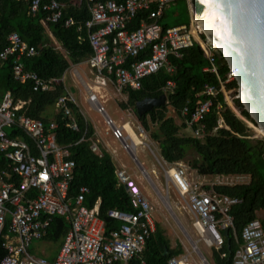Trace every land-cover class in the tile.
I'll use <instances>...</instances> for the list:
<instances>
[{
    "label": "built area",
    "instance_id": "1",
    "mask_svg": "<svg viewBox=\"0 0 264 264\" xmlns=\"http://www.w3.org/2000/svg\"><path fill=\"white\" fill-rule=\"evenodd\" d=\"M88 5L90 19L83 25L92 55L86 65L99 79L114 84L116 93L138 91L141 81L159 70L172 73L170 58L179 59L182 52L198 45L207 61L204 72L216 77L218 87L205 85L201 93L206 99L191 110L186 103L180 115L195 138L204 134L202 124L211 108V98L222 93L224 84L234 80L228 71L224 83L218 76V55L213 45L204 37L195 13L187 1L190 14L188 24L164 27L161 20L165 9L177 0H83ZM47 14L44 23H57L63 6L56 0H31L29 13L39 10ZM144 15L136 29H129L134 20ZM73 25L71 19L64 26ZM80 29V28H79ZM7 46L0 51V68L11 62V74L19 84L31 83L33 92H47L61 79L45 81L34 72L24 70L23 58L36 54L33 47L12 33ZM148 52V56L138 59ZM104 84V81L102 82ZM65 88V87H64ZM174 83L168 81L162 89L165 96L172 94ZM86 102L102 117L111 139L127 154H135L143 146L157 160L145 143L146 131L140 124L125 127L117 125L103 109L96 92L86 88ZM69 103L75 104L66 91L58 98L55 110L69 119L68 128L77 131L71 117ZM24 103L15 104L10 93L0 95V155L9 163V173L0 172V242L5 252L0 264H145L143 251L155 230L149 199L140 187L122 170H116L119 184L124 185L132 212L108 211L107 217L118 222L119 227L104 234V223L98 215V202L88 209L84 206L89 194L81 187L73 199L67 198L74 162L69 159L68 147L56 143V124L45 125L19 112ZM246 122V121H245ZM220 124L222 121L220 120ZM7 130L22 132L30 142L11 138ZM215 131V130H214ZM133 134L140 145L132 147ZM96 133L89 139V150L102 157L104 151L96 140ZM86 131L78 143L86 142ZM77 143V144H78ZM162 162L164 192L173 189L179 204L190 214L192 228L199 241L207 248L218 250L223 246V231L233 228L230 211L241 200L218 194L215 187H235L249 183L246 175L201 176L190 174L180 163ZM14 176L18 181H13ZM53 217H62L69 229L53 261L30 253V246L46 236ZM241 246L235 251L232 264H264V226L259 220L249 222L241 232ZM195 254V253H193ZM196 255V254H195ZM197 256V255H196ZM191 255L170 258L167 264H204Z\"/></svg>",
    "mask_w": 264,
    "mask_h": 264
},
{
    "label": "trees",
    "instance_id": "2",
    "mask_svg": "<svg viewBox=\"0 0 264 264\" xmlns=\"http://www.w3.org/2000/svg\"><path fill=\"white\" fill-rule=\"evenodd\" d=\"M56 1L63 6L61 19L57 23H44L47 14L41 9L33 16L29 13L31 0H0V51L7 46L10 34H18L23 42L36 51L33 57L22 59L24 70L34 72L45 81L61 79L68 69L81 64L92 55L87 31L83 28L90 19L87 3L83 0ZM192 4L196 15H199L202 7L195 1ZM143 18L144 15H139L129 29H136ZM69 19L73 21V25L65 27L64 23ZM147 56L148 52H145L138 59ZM170 65L173 67L172 73L161 69L144 78L140 90L127 91V101L121 103L120 107L124 111L132 109L137 123L157 144L159 157L165 163H183L192 151L195 157L187 162L188 167L201 176H249V183L246 185L214 188L218 194L241 200V204L230 211L233 228L229 229L227 238L223 237V246L218 250L212 249L211 260L208 261L210 264H232L234 253L242 244V229L249 222L258 219V212H264V139H251L252 131L246 122L255 125L254 122L238 99L232 98L229 103L235 108L234 112L222 93L211 98L210 111L202 122V137L179 135L184 124L177 125L175 119L168 116V110L171 109L181 117L180 111L186 103L193 110L198 102L206 99L201 95L205 85L218 87V82L213 74L203 71L207 61L198 45L183 51L179 59L171 57ZM228 71L219 59L218 76L223 83ZM168 81L174 83V89L172 94L166 96V103L138 117L135 103L164 95L162 89ZM224 89L226 93L236 94V82L233 80L225 83ZM5 93H10L15 104L24 103L19 112L21 115L45 125L50 122L56 124V143L61 147H68L69 159L74 162L67 198L73 199L81 187H86L89 194L85 197L84 206L91 209L99 200L98 215L104 223L105 236L118 229L119 223L108 218L107 213L111 210L132 212L128 194L124 185L119 184L116 179L111 157L105 152L102 157L90 152L89 139L93 137L94 130L79 109L74 104L68 105L77 131L68 128L69 119L62 113L53 112L57 99L65 95L63 83L60 82L47 92H33L31 83L22 85L13 80L11 62L8 61L0 68V95ZM85 131L87 141L78 143ZM257 131L264 136L261 129L257 128ZM7 134L11 138L18 137L30 142L20 131L7 130ZM0 172L9 173V163L1 155ZM10 177L13 181H18L14 176ZM260 222L264 226V220ZM68 229L69 224L64 218L53 217L42 241L55 246L58 251ZM226 240L229 241V250L226 248ZM168 245L159 225H155L154 233L143 251L145 264H167L170 258L180 253V250L171 252ZM4 255L0 242V261Z\"/></svg>",
    "mask_w": 264,
    "mask_h": 264
},
{
    "label": "rangeland",
    "instance_id": "3",
    "mask_svg": "<svg viewBox=\"0 0 264 264\" xmlns=\"http://www.w3.org/2000/svg\"><path fill=\"white\" fill-rule=\"evenodd\" d=\"M74 2L78 0H73ZM189 3L192 5L191 0ZM190 21V14L187 8V1L186 0H177L170 4L164 11V16L161 20V25L164 27H172L179 24L188 23ZM77 73H73L74 71ZM85 70L84 67H71L68 69L64 74V84L65 86L70 89L74 96L76 107L79 109L82 116L88 122V124L92 127H95L99 137L109 142L110 151H114V165L120 167V165L124 166V169L132 179H137L141 182L142 187L144 188V194L148 196L150 207H151V215L154 221V225H159L160 229L163 232V235L169 242V250L171 252H175L180 250V253L176 255L177 258H184L188 255L198 261V258L195 254H193V250L187 240L186 235L191 238L199 252L203 255L206 261L210 262L211 260V249H207L200 241L199 237L196 234L195 230L192 228V218L190 214L179 204L178 197L176 196L173 189L168 190V195L166 192H163L164 186V176L162 172V162L160 158L157 156L158 146L155 142H153L150 138L148 133H146L147 141L151 151H153L157 160L150 154L149 150L143 146H139L136 148L135 156L138 163L147 173L151 182L156 184L157 191L163 194L166 198L172 214L167 211L164 207L162 202L159 200L158 195L153 190L151 184L145 179L142 172L140 171L139 167L136 165L134 160L127 154L124 150H122L118 143L114 142L110 135L108 136L107 127L105 126L103 119L100 115H98L85 101L86 97V87L85 84L94 86L91 82H89L83 75V71ZM85 81V83H84ZM101 96V98L99 97ZM100 103L105 110L106 114L117 124L122 125L123 123L131 122L133 125H136V117L132 111V109H127L124 111L121 109L120 104L126 103L127 96L126 95H117L113 94L111 91H103L100 90V95L98 94ZM236 94L233 92L226 93V101L227 103H231V99L235 98ZM56 113V110L53 111ZM130 114V116H129ZM168 116H171L175 119L176 122H180L181 117L177 116L174 111L171 109L168 110ZM247 127L252 131L251 139H264V136L260 135L257 131V127L252 125L249 122H246ZM154 129V127H151ZM181 135V134H180ZM152 145V146H151ZM157 151V153H156ZM195 157V154L190 151L186 157V160L183 163H180L182 167L186 168L187 171L191 174L193 171L188 167L187 162L192 160ZM154 169V174L150 171ZM154 186V185H153ZM258 217H261L260 215ZM178 221V222H177ZM181 228L185 231V234L181 231ZM37 243L38 248H49L48 245L44 242H34L31 246L33 247L34 244ZM53 248V245H50ZM34 250V255L41 256L40 253ZM44 258V257H43ZM208 262V263H209Z\"/></svg>",
    "mask_w": 264,
    "mask_h": 264
},
{
    "label": "water",
    "instance_id": "4",
    "mask_svg": "<svg viewBox=\"0 0 264 264\" xmlns=\"http://www.w3.org/2000/svg\"><path fill=\"white\" fill-rule=\"evenodd\" d=\"M193 1L202 7L201 13L196 15L191 5L204 37L214 46L218 58L233 74L237 85L235 98L240 101L255 126L264 132V0ZM165 103V95L145 98L135 103V113L140 117ZM230 108L236 112L233 106ZM129 155L144 176L146 173L135 155ZM144 177L158 195L150 178L146 175ZM181 231L185 234L182 228ZM222 235L227 238L228 231H223ZM186 237L193 252L204 264H208L196 244ZM226 248L229 250L228 240Z\"/></svg>",
    "mask_w": 264,
    "mask_h": 264
},
{
    "label": "crops",
    "instance_id": "5",
    "mask_svg": "<svg viewBox=\"0 0 264 264\" xmlns=\"http://www.w3.org/2000/svg\"><path fill=\"white\" fill-rule=\"evenodd\" d=\"M187 8H188V4H187ZM189 9V8H188ZM189 11V10H188ZM189 23V22H188ZM188 23H184V24H188ZM179 25H183V24H179ZM179 25H176V26H179ZM173 27V26H172ZM86 61H84V62H82L81 64H79V65H77V67H84L85 68V70H82L83 71V75H84V77L89 81V82H91L94 86H90V85H87V84H85V87L86 88H89L90 90H93L94 92H96L97 93V95L99 94L100 95V90L102 89L103 91H111L113 94H117V95H122V94H118V93H116V90H115V87H114V84L113 83H111L110 81H106V80H104V79H99L98 77H96L95 76V74L94 73H92V71L88 68V66L86 65V63H85ZM74 67V66H73ZM77 73V71L75 70L73 73ZM104 81V84H102V82ZM84 83H85V81H84ZM63 85H64V87H65V89H66V91L73 97V99H74V96H73V94H72V92L70 91V89H68L66 86H65V84H64V75H63ZM127 93L125 92V94L123 93V95H126ZM100 98H101V96H99ZM86 99H87V96L85 97V101H86ZM75 101V100H74ZM87 103V102H86ZM125 111H127V110H125ZM129 116H130V114H129ZM85 119V118H84ZM123 124H127L128 126H131V125H133L131 122H127V123H123ZM136 124H138L137 122H136ZM176 124L177 125H182V124H184L183 126H182V128H181V130H180V132H179V135L181 134V136H188V135H190V134H192L191 133V129L189 128V127H187L186 125H185V123L183 122V119H182V117H181V120H180V122L178 123V122H176ZM93 128V130H94V133H96V140L98 141V143H99V146L101 147V149H103V151L105 152V153H107L110 157H111V160H112V163H113V165H114V160H113V156H114V151H110V146H109V142H107V141H104V140H102L100 137H99V134H98V132H97V130H96V128L95 127H92ZM108 136H109V134H108ZM144 141H146V142H148L147 141V138L145 137V140ZM149 143V142H148ZM150 144V143H149ZM140 145V144H139ZM138 146V145H137ZM152 146V145H151ZM158 151H159V149H158ZM136 152V151H135ZM153 152V151H152ZM156 153H157V151H156ZM135 155V154H134ZM157 156L159 157V152L157 153ZM135 158H136V156H135ZM157 158V157H156ZM160 158V157H159ZM155 159V158H154ZM137 160V159H136ZM160 160L162 161V159L160 158ZM138 162V161H137ZM114 167H115V171L116 170H122V171H125V169H124V166H122V165H120V167H117V166H115L114 165ZM143 169V168H142ZM144 170V169H143ZM151 173H153L154 174V172H155V170L154 169H152L151 171H150ZM125 173H126V171H125ZM146 173V172H145ZM127 174V173H126ZM146 175H147V173H146ZM129 176V175H128ZM148 176V175H147ZM246 176H248V175H246ZM130 177V176H129ZM149 177V176H148ZM130 179H132V177H130ZM139 187H140V189L143 191V193H144V188L142 187V184H141V182L139 181V180H137V179H132ZM151 180V179H150ZM152 184L154 185V187L156 188V190L158 189L157 188V186H155L156 184H154L153 182H152ZM153 188V187H152ZM163 192H164V186H163ZM159 194L162 196V197H164L163 196V194H161L160 192H159ZM145 195V194H144ZM146 196V195H145ZM147 198H148V196H146ZM97 201H99V200H97ZM96 204V203H95ZM98 205H99V202H98ZM257 220H259V221H261V220H264V212H258L257 214ZM261 216V217H258V216ZM40 242H44V241H40ZM44 243H46L47 245H48V247L49 248H46V249H44V248H38L37 249V243L36 244H34L33 245V247L32 246H30V249H29V251H30V253L32 254V255H34V250H36L37 249V251L40 253V255L41 256H39V257H44L46 260H48V261H53L54 259H55V257H56V255H57V253H58V251L56 250V247L55 246H53V248H51L50 247V243H47V242H44ZM34 256H36V255H34ZM206 260V259H205ZM208 264H210V263H208Z\"/></svg>",
    "mask_w": 264,
    "mask_h": 264
},
{
    "label": "bare ground",
    "instance_id": "6",
    "mask_svg": "<svg viewBox=\"0 0 264 264\" xmlns=\"http://www.w3.org/2000/svg\"><path fill=\"white\" fill-rule=\"evenodd\" d=\"M125 128L129 130L128 125H127ZM131 137H132V140H133V143H134V144H132V147H137V145L140 144V143H139V139H137L133 134H131ZM145 175H146V174H144V176H145ZM146 176H147V175H146ZM146 180L148 181V179H146ZM158 198H159V200L162 202V204L164 205V207L167 209V211L170 212V213L172 214L173 212L171 211L170 206H169V204H168L166 198H165V197H162L160 194H158ZM177 222H178V221H177ZM183 229H184V228H183ZM190 239H191V238H190Z\"/></svg>",
    "mask_w": 264,
    "mask_h": 264
}]
</instances>
